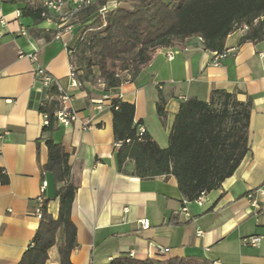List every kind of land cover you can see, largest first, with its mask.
I'll return each mask as SVG.
<instances>
[{
	"label": "crops",
	"instance_id": "0c3cea01",
	"mask_svg": "<svg viewBox=\"0 0 264 264\" xmlns=\"http://www.w3.org/2000/svg\"><path fill=\"white\" fill-rule=\"evenodd\" d=\"M246 31L228 36V54L219 65H214L217 53L206 50L198 37L183 46L156 49L140 74L116 91L85 83L71 91L79 121L45 133L38 106L48 96L37 83L36 70L44 69L66 86L70 50L78 35L56 39V23L35 25L22 15L20 4L0 0V264H19L32 245L41 222L40 197L49 200L48 213L58 218L54 178L42 173L49 138L69 154L77 185L71 219L78 245L72 264H109L130 253L138 261L195 258L209 264H264V41L241 44ZM21 53H36L39 62ZM214 91L251 101L249 152L202 205L186 200L173 176L141 179L132 175V161L120 171L112 99L135 105V124L167 149L181 104L209 102ZM161 101L163 120L158 115ZM142 221L149 222L148 229ZM253 237L259 244L251 243ZM63 242L59 234L47 264H62ZM165 249L169 252L164 254Z\"/></svg>",
	"mask_w": 264,
	"mask_h": 264
},
{
	"label": "trees",
	"instance_id": "16d2710c",
	"mask_svg": "<svg viewBox=\"0 0 264 264\" xmlns=\"http://www.w3.org/2000/svg\"><path fill=\"white\" fill-rule=\"evenodd\" d=\"M20 4L22 15L35 25L43 23V0L38 5L29 0H4ZM131 2L101 13L110 2ZM77 44L70 51L71 62L81 85L104 84L116 91L136 78L148 65L153 53L161 47L183 46L186 41L202 37L205 49L221 54L228 36L247 27L241 44L264 41V0H99L81 11L75 18ZM79 52L78 66L73 55ZM48 96L38 106L50 121L43 131L50 133L55 114L61 109V95L53 83L45 88ZM251 101L240 102L236 95L214 91L209 102L196 99L181 104L170 135L169 147L162 149L147 133L140 137L135 124L136 107L120 98L111 101L116 158L120 171L128 161L134 162L133 176L141 179L176 178L179 190L188 201H195L202 192H212L231 178L249 152ZM158 115L166 116L164 101L158 105ZM48 163L42 173L52 174L60 208L57 219L48 213L49 200H44L39 228L32 245L19 264H47L50 250L62 234L60 247L62 264L71 263V253L77 247V229L71 219L77 185L72 181L70 156L61 144L45 140ZM2 183L8 178L2 176ZM109 264H209L186 258L168 261H138L129 256L113 259Z\"/></svg>",
	"mask_w": 264,
	"mask_h": 264
},
{
	"label": "built area",
	"instance_id": "2783aa9c",
	"mask_svg": "<svg viewBox=\"0 0 264 264\" xmlns=\"http://www.w3.org/2000/svg\"><path fill=\"white\" fill-rule=\"evenodd\" d=\"M99 0H43V9L44 13L43 16L46 18L47 22H54L58 26V34L56 36V39H60L64 35H73L75 30V18L77 15L98 2ZM119 7V4L117 2H110L107 6H105L101 13H106L109 10H113ZM21 14H18L20 16ZM245 30H247V27H244ZM70 51V56H71ZM22 56L28 57L34 64H37L39 62L38 54H30V55H24V53H21ZM228 52L224 51L221 54H217L216 60L214 62V65H219L220 59H223L227 56ZM36 77L40 78L42 80L43 86L45 88L50 87L53 83H55L61 95L59 96L58 100L61 104V109L56 112L55 114V125H63L65 127H70L74 124H76L79 121L78 113L75 112L72 107V101L73 97L71 95V91L74 89L80 88L82 85L79 83V81L76 78L74 69L72 67V70L70 72V75L68 77L67 85L64 86L61 82L56 81L53 79L52 76H50L44 69L38 68L36 70ZM44 121H43V127H49L50 121L47 115H43ZM138 134L140 137H143L146 134V129L144 126H139L138 128ZM47 188V182H42L41 190L44 192ZM207 193L202 192L195 200L196 203L199 205H202L205 201ZM39 203L41 206L40 211L38 212V217L41 218L42 216V206L44 203L43 196L39 198ZM141 226L143 229L149 228V222L148 221H142ZM202 232H198V236H201ZM260 239L257 237L251 238L252 244H259ZM169 250L165 249L162 251V253H168ZM129 257L134 258V253H130Z\"/></svg>",
	"mask_w": 264,
	"mask_h": 264
},
{
	"label": "rangeland",
	"instance_id": "374dc122",
	"mask_svg": "<svg viewBox=\"0 0 264 264\" xmlns=\"http://www.w3.org/2000/svg\"><path fill=\"white\" fill-rule=\"evenodd\" d=\"M25 2L27 1V0H24ZM31 3H33V4H35V5H38L39 3H40V0H29ZM130 5H131V2H125V3H122V4H119V6L121 7V6H123V7H130ZM73 55V58H72V60H73V64H74V67L76 68L77 66H78V58H79V52H78V50L74 53V54H72Z\"/></svg>",
	"mask_w": 264,
	"mask_h": 264
}]
</instances>
